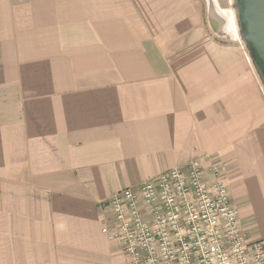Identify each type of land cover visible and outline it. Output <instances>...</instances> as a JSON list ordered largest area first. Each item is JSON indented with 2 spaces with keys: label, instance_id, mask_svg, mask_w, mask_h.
Listing matches in <instances>:
<instances>
[{
  "label": "crops",
  "instance_id": "crops-1",
  "mask_svg": "<svg viewBox=\"0 0 264 264\" xmlns=\"http://www.w3.org/2000/svg\"><path fill=\"white\" fill-rule=\"evenodd\" d=\"M227 17L218 0H0V264H129L101 233L108 200L195 160L264 241V94Z\"/></svg>",
  "mask_w": 264,
  "mask_h": 264
},
{
  "label": "built area",
  "instance_id": "built-area-1",
  "mask_svg": "<svg viewBox=\"0 0 264 264\" xmlns=\"http://www.w3.org/2000/svg\"><path fill=\"white\" fill-rule=\"evenodd\" d=\"M101 230L129 264H264V241L238 221L218 165L191 161L108 200Z\"/></svg>",
  "mask_w": 264,
  "mask_h": 264
},
{
  "label": "water",
  "instance_id": "water-1",
  "mask_svg": "<svg viewBox=\"0 0 264 264\" xmlns=\"http://www.w3.org/2000/svg\"><path fill=\"white\" fill-rule=\"evenodd\" d=\"M238 38L264 91V0H231Z\"/></svg>",
  "mask_w": 264,
  "mask_h": 264
},
{
  "label": "rangeland",
  "instance_id": "rangeland-1",
  "mask_svg": "<svg viewBox=\"0 0 264 264\" xmlns=\"http://www.w3.org/2000/svg\"><path fill=\"white\" fill-rule=\"evenodd\" d=\"M219 1V5H220V7L221 8H223V9H225L226 10V12H227V15L229 16V17H227V21H228V28L230 29V27H229V25L232 23L231 22V15H230V12L231 13H233V11H232V2H231V0H218ZM231 30V29H230ZM232 31V30H231ZM233 33V32H232ZM238 40H239V38H238ZM240 41V40H239ZM262 90V89H261ZM262 92H263V94H264V91L262 90Z\"/></svg>",
  "mask_w": 264,
  "mask_h": 264
},
{
  "label": "bare ground",
  "instance_id": "bare-ground-1",
  "mask_svg": "<svg viewBox=\"0 0 264 264\" xmlns=\"http://www.w3.org/2000/svg\"><path fill=\"white\" fill-rule=\"evenodd\" d=\"M233 15L231 14V24L229 25L230 29L232 30L233 34L235 35V37L237 36V30H236V26L234 25V21H233ZM229 21V20H228Z\"/></svg>",
  "mask_w": 264,
  "mask_h": 264
}]
</instances>
